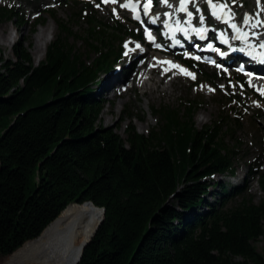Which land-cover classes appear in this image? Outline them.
I'll list each match as a JSON object with an SVG mask.
<instances>
[{"label": "trees", "instance_id": "1", "mask_svg": "<svg viewBox=\"0 0 264 264\" xmlns=\"http://www.w3.org/2000/svg\"><path fill=\"white\" fill-rule=\"evenodd\" d=\"M48 15L58 33L44 60L35 65L24 42L14 59L0 50L3 264H264L253 244H264V201L213 178L235 175L240 145L224 144L235 115L198 128L188 102L154 110L148 134L105 129L94 86L122 52L120 31L86 18L90 64L69 23ZM5 20L25 22L0 5ZM258 183L264 192V174Z\"/></svg>", "mask_w": 264, "mask_h": 264}, {"label": "rangeland", "instance_id": "2", "mask_svg": "<svg viewBox=\"0 0 264 264\" xmlns=\"http://www.w3.org/2000/svg\"><path fill=\"white\" fill-rule=\"evenodd\" d=\"M37 1L36 4L29 6L21 0H0L2 6L14 5L17 15L25 20L24 23H13L9 20L0 23V50L4 59H14L13 47L24 42L35 65L44 60L45 50L39 51L40 48L35 46V41L45 36L47 32L51 33L52 41L58 33L54 21L46 12L47 9H51L57 17L69 23L68 28L74 34L69 37V44L87 63L91 64L97 57L92 52V45L95 43L92 40L93 37L88 36L90 23L86 20L87 17L100 26L110 29L117 28L120 31V36L125 37L124 58L120 60L123 64L137 55V46L150 50L152 48V45L145 46L143 44V36L138 37L139 34L142 35L141 29L130 20L129 14L121 7L123 0H117L116 3H105L104 0ZM202 1L197 5L198 8L200 6L203 8L205 1L208 0ZM218 1L230 7L234 19L240 23L250 24L254 28L264 22L262 18L264 0H215V5L218 4ZM113 9H117L118 14L112 13ZM162 12L160 11V13ZM35 18H38V21L34 22ZM117 45L115 43L116 47ZM38 54L42 55L40 59L37 57ZM166 55L175 60L179 66L169 70L167 64L161 65L162 70H169V73L176 77V82L173 78L172 87L168 89L167 93L157 91L149 95L144 92L143 88L136 86L128 79L129 72L125 67L121 71V76L125 75L126 84L122 85L120 81L115 89L119 90L128 86L130 88L127 92L115 95L113 91L108 92L103 89L101 93L100 89L98 91L97 89L109 71L104 70L100 73L97 85L94 86L97 97L102 102L99 124L125 139L126 129L130 124L141 134H148V131L156 129L159 117L153 110H158L161 107L183 109L188 101L197 102L198 109L194 120L198 128L211 125L219 115L225 117L229 112H234L238 115L237 126L228 124V133L224 137V144L229 147L235 143L240 145L235 158L236 175L234 177L216 176L214 180H225L229 185L245 180L246 192L252 197V200L257 203L264 201V192L258 183L259 176L264 174V99H258L237 79L225 81L224 75L211 66L199 64L196 61L179 63L173 53ZM180 69L191 73L192 76L184 74ZM160 75L159 70L155 69V79ZM195 79H199L200 86L194 87ZM246 82L250 86V83ZM160 84V87L167 86L165 80ZM255 91L260 95L259 91L256 89ZM262 96L260 95V98ZM207 197L210 199V196ZM253 244L258 251H261L264 245L259 240ZM8 256H1L0 264H3Z\"/></svg>", "mask_w": 264, "mask_h": 264}, {"label": "bare ground", "instance_id": "3", "mask_svg": "<svg viewBox=\"0 0 264 264\" xmlns=\"http://www.w3.org/2000/svg\"><path fill=\"white\" fill-rule=\"evenodd\" d=\"M191 2H193V0H190ZM203 2L202 0H197L196 3H201ZM160 2H157L155 4V9L153 10L152 14L149 16H146L145 19L152 24L153 27L157 25H163L164 23L167 22V20H165L164 15L165 12H163L162 14H160V10H161V6ZM170 4V2H169ZM171 7H168L165 9V11L170 10ZM160 20H162L163 22L160 23ZM247 21V19H246ZM235 23V27L236 29L241 33L244 34L245 33V28L247 31V33H245L246 35H249V32L251 31L250 29L252 28L250 26V24H243L240 23L239 21ZM244 32V33H243ZM51 33L49 34L48 32L45 34V36H43L42 38H40L39 40L35 41V46H38L40 49H38L39 51H46V48L49 44V42H51ZM237 43L232 42V44L230 46H236ZM241 48V46H239ZM136 52L137 55L133 58L128 60L126 63H119L116 67H113L111 69H109L107 72V75L102 79V83L100 86V92L102 93L103 89H105L106 91L108 90V92L112 89H114V94L115 95H120V94H124L125 92H127L128 88L122 89L120 88L119 90H116L115 87L118 86V83L120 81H122V79L124 78L125 75L121 76V71L122 69L125 67L128 72H129V78L136 86H139L140 88H143L144 92H147L149 95H151L152 93H155L157 91L160 92H168V89H171L172 87V83L174 81L173 78H175V82H176V77H174L173 75H171L169 73V70H173L176 69L177 67H173V65H177V62L175 60H173L171 57H169L166 54H169L171 52V49H163L161 46L156 47L155 48H151L150 49H145L143 47H136ZM45 56V54H44ZM165 56V57H164ZM37 57L40 59L42 57L39 56V54L37 55ZM220 59L226 60V61H231L229 62V64L231 66H236V60L237 57H228L225 53H221L219 55ZM44 59V58H43ZM231 59V60H230ZM165 62H171V63H165ZM227 63V62H226ZM163 64H167L168 69L169 70H162L161 69V65ZM158 66V67H157ZM155 69L160 72V76H158L155 79L154 73H155ZM248 79L250 84L256 86L258 89H260V91H262V93H264V83H261V80H259L258 78H251L248 75ZM166 81L167 86L165 87H160L163 81ZM234 87V86H233ZM173 89V88H172ZM104 90V91H105ZM146 94V93H145ZM147 95V94H146ZM148 95V96H149ZM150 97V96H149Z\"/></svg>", "mask_w": 264, "mask_h": 264}, {"label": "snow or ice", "instance_id": "4", "mask_svg": "<svg viewBox=\"0 0 264 264\" xmlns=\"http://www.w3.org/2000/svg\"><path fill=\"white\" fill-rule=\"evenodd\" d=\"M104 2H105V3H116L117 0H104ZM167 2H168V0H164V3H165V4H167ZM208 2H209V4H211V6H212L214 9L217 7V5L212 4V0H208ZM187 3H188V0H181V6H180V9H179V10L182 11V12L186 11V10H187V9H186V5H187ZM150 6H151V0H147V3H145V4L143 5V10H144V14H145V15H148V14H149ZM121 7H125V8H129V7H131V9H132L134 12L137 10L135 5H130V4H123V5H121ZM219 7H220L221 10H223L224 8L227 7V5H223V4H222V5H220ZM188 15L191 16L192 13L189 12ZM213 15H215V12H213ZM136 18L139 19V16L137 15ZM218 18H219V17H218ZM148 36H149V39L152 38L150 33L148 34ZM138 47H139V46H138ZM157 47H159V45H157ZM261 47H264V45H261ZM165 63H171V62H165ZM173 67H177V68H178L179 66H178V65H173ZM180 70H181V72H183L184 74L189 75V76H192L191 73H187L184 69H180ZM193 78H194V76H193Z\"/></svg>", "mask_w": 264, "mask_h": 264}, {"label": "water", "instance_id": "5", "mask_svg": "<svg viewBox=\"0 0 264 264\" xmlns=\"http://www.w3.org/2000/svg\"><path fill=\"white\" fill-rule=\"evenodd\" d=\"M88 203H91V202H88ZM98 208H99V207H98ZM100 209H102V208H100ZM102 212H103V209H102ZM102 219H103V215H102ZM102 219H101V221H102ZM100 223H101V222H100ZM99 225H100V224H99ZM99 225H98V226H99ZM97 228H98V227H97ZM88 243H89V242H88ZM88 243H87V244H88ZM87 244H86V245H87Z\"/></svg>", "mask_w": 264, "mask_h": 264}]
</instances>
